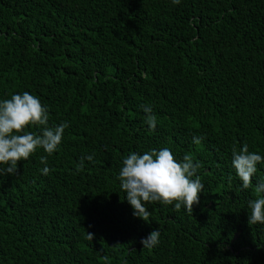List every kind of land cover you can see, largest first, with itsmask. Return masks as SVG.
I'll list each match as a JSON object with an SVG mask.
<instances>
[{
	"label": "trees",
	"instance_id": "trees-1",
	"mask_svg": "<svg viewBox=\"0 0 264 264\" xmlns=\"http://www.w3.org/2000/svg\"><path fill=\"white\" fill-rule=\"evenodd\" d=\"M25 91L69 127L47 165L39 149L0 176V264H264L248 224L264 163L247 190L231 163L245 143L264 156V0H0V101ZM163 147L199 162L205 190L146 223L118 174Z\"/></svg>",
	"mask_w": 264,
	"mask_h": 264
},
{
	"label": "clouds",
	"instance_id": "clouds-1",
	"mask_svg": "<svg viewBox=\"0 0 264 264\" xmlns=\"http://www.w3.org/2000/svg\"><path fill=\"white\" fill-rule=\"evenodd\" d=\"M181 0H172L178 5ZM145 123L154 131L157 127V117L150 106H143ZM49 110L40 98L25 91L22 94H12L9 99L0 101V176H16L18 163L28 161L37 150L42 149L47 155L41 156L42 164L47 165V157L60 150L68 122L59 125H49ZM35 130V131H34ZM203 137H193L194 144H201ZM232 167L242 189L253 187L252 180L258 169L257 165L264 163V156L250 152L247 143L237 151H232ZM92 161L93 156L82 157L76 170H84V160ZM200 164L193 156L185 154L178 160L168 147L158 151L155 149L138 154L129 153L123 159L118 180L121 190L126 194L127 202L133 208V215L149 223L151 212L148 205H173L174 210L183 207L187 213L193 214L194 206L199 205V194L205 190V185L197 175ZM50 169L45 166L42 174L48 175ZM255 199L248 202L251 213L249 225H264V179L255 185ZM89 239L92 235L87 233ZM160 232L152 231L141 240L144 248L151 249L158 245ZM105 261L108 260L104 256Z\"/></svg>",
	"mask_w": 264,
	"mask_h": 264
}]
</instances>
